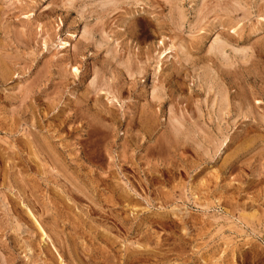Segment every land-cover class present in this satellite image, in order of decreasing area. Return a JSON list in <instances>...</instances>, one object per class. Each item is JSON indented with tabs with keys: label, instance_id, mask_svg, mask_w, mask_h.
<instances>
[{
	"label": "rangeland",
	"instance_id": "1",
	"mask_svg": "<svg viewBox=\"0 0 264 264\" xmlns=\"http://www.w3.org/2000/svg\"><path fill=\"white\" fill-rule=\"evenodd\" d=\"M160 41L174 45L165 58ZM0 46V264H264V0H0Z\"/></svg>",
	"mask_w": 264,
	"mask_h": 264
},
{
	"label": "bare ground",
	"instance_id": "2",
	"mask_svg": "<svg viewBox=\"0 0 264 264\" xmlns=\"http://www.w3.org/2000/svg\"><path fill=\"white\" fill-rule=\"evenodd\" d=\"M211 3H212V2H211ZM205 5H206V4H205ZM220 5H222V4H220ZM126 14H128V13H126ZM126 14H125V15H126ZM27 16H28V15H27ZM155 18H156V17H155ZM3 19H4V18H3ZM157 19H158V17H157ZM158 20H159V19H158ZM158 20H157V21H158ZM129 22H130V21H129ZM38 26H39V25H38ZM161 27H162V26H161ZM157 28H158V27H157ZM158 30H159V29H158ZM163 39H164V38H163ZM158 45H159L160 49H162V50L158 53L159 56H160V55L163 56V54H164V57H162V58L167 57V55H166V54H168L167 52L170 51V50H173V49H174V45H173V44H170V46H167V45L165 44L164 41H160V42L158 43ZM224 46H225V45H224ZM0 47H2V46H0ZM254 47H255V46H254ZM180 48H181V47H180ZM223 48H224V47H223ZM223 48H222V49H223ZM255 48H256V47H255ZM255 48H253L252 51L255 52V51H256V50H254ZM0 49L2 50V48H0ZM222 49H220V50H222ZM257 49H259V48H257ZM258 51H260V50H258ZM256 52H257V51H256ZM165 53H166V54H165ZM257 53H259V52H257ZM251 55L253 56V54H251ZM255 55H256V54H255ZM4 56H5V55H4ZM258 56H259V55H258ZM176 57H177V56H176ZM176 57H175V58H176ZM256 57H257V55H256ZM254 58H255V57H254ZM258 58H260V56H259ZM258 58H257V59H258ZM2 59H3V58H2ZM251 59H252V58H251ZM257 59H256V60H257ZM263 59H264V58H263ZM256 60H252V61H256ZM2 61H3V60H2ZM128 61H129V58H128ZM146 61H148V60H146ZM252 61H251V62H252ZM3 62L5 63V64H4L5 66H8V65H9V64L7 65L5 61H3ZM122 62H124V61H122ZM259 62H261V60H260ZM247 63H248V62H247ZM254 64H255V63H254ZM257 64H258V63H257ZM259 64H260V63H259ZM261 65H262V64H261ZM45 67H46V65H45ZM73 67H74V66H73ZM138 67H139V66H138ZM138 67H137V68H138ZM159 67H160V66H159ZM6 68H10V67H6ZM46 69H47V68H46ZM126 69H128V68H126ZM126 69H125V70H126ZM140 69H141V68H140ZM140 69H139V70H140ZM157 69H159V68H157ZM73 70H74V73H77L79 69H78L77 67H74ZM128 70H129V69H128ZM135 70H136V69H135ZM173 70H174V68H173ZM178 70H179V69H178ZM130 71H131V70H130ZM130 71H128V73H130ZM141 71H142V69H141ZM6 72H10V71H6V70L4 69V71H3V76L1 75L3 78L6 76ZM11 72H12V71H11ZM131 72H132V73H135L134 71H131ZM153 72H154V71H153ZM1 73H2V71L0 72V74H1ZM44 73H45V72H44ZM132 73H131V75H132ZM136 73H137V72H136ZM142 73H143V71L140 72V74H142ZM204 73H206V72H204ZM10 74H12V73H10ZM127 75H129V74H127ZM178 75H179V73H178ZM178 75H177V76H178ZM201 75H202V74H201ZM206 75L208 76V74H206ZM221 75H222V74H221ZM36 76H37V75H36ZM38 76H39V75H38ZM43 76H44V75H43ZM134 76H135V74H134ZM180 76H181V75H180ZM207 76H206V78H207ZM7 77H8V76H7ZM132 77H133V76H132ZM208 77H209V76H208ZM9 78H10V77H9ZM133 78H134V77H133ZM133 78H132V79H133ZM210 78H211V77H210ZM7 79H8V78H7ZM37 79H38V78H37ZM37 79H36V80H37ZM203 79H204V78H203ZM208 79H209V78H208ZM4 80H5V79H4ZM8 80H9V79H8ZM36 80H33V81H36ZM38 80H39V79H38ZM30 81H31V80H30ZM39 81H40V80H39ZM161 81H162V80H161ZM204 81H205V80H204ZM208 81H209V80H208ZM2 82H3V81H2ZM28 82H29V81H28ZM157 82H158V81H157ZM162 82H163V81H162ZM162 82H161V83H162ZM206 83H207V82H206ZM29 84H31V83H29ZM37 84H38V83H37ZM37 84H36V85H37ZM39 84H40V83H39ZM175 84H176V83H175ZM209 84H211V83L209 82ZM170 85H171V84H170ZM170 85H169V87H171ZM219 85L222 86V84H220V83H219ZM223 85H224V84H223ZM225 85H226V84H225ZM155 86H156V85H155ZM162 86H163V85H162ZM167 86H168V85H167ZM180 86H181V85H180ZM207 86H208V84H207ZM212 86H213V83H212ZM216 86H218V84H217ZM216 86H213V87H216ZM23 87H24V86H23ZM210 87H211V85H210ZM210 87H209V88H210ZM225 87H226V86H224V90H223V87H222V88L220 87V89H222V90H220L219 92L217 91L219 97H217L216 95H212V96H214V99H215L214 101H216V99H219V100H218V104H217V102H215V103L217 104V105H216V104H215V105H216V106L219 105V109H221V110H222V108L225 109V106H228L227 104L229 103V102H228V97H229V95H227V94H228V89L226 90ZM227 87H228V86H227ZM21 88H22V87H21ZM21 88H20V89H21ZM24 88H25V87H24ZM26 88H27V87H26ZM29 88H31V87H29ZM171 88H172V87H171ZM228 88H229V87H228ZM218 89H219V88H218ZM29 90H30V89H29ZM121 90H122V89H121ZM170 90H171V89H169V91H170ZM173 90H175V89L173 88ZM210 90H211V89H210ZM210 90H209V91H210ZM216 90H217V89H216ZM31 91H33V90H31ZM4 92H5V91H4ZM158 92H159V91H158ZM172 92H173V91H172ZM178 92H179V91H178ZM206 92H207V91H206ZM211 92H212V91H211ZM213 92H214V91H213ZM72 93H73V92H72ZM88 93H89V92H88ZM174 93H175V92H174ZM174 93H173V94H174ZM176 93H177V92H176ZM179 93H180V92H179ZM179 93H178V94H179ZM190 93H191V92H190ZM214 93L217 94L216 92H214ZM229 93H230V92H229ZM26 94H27V93H26ZM178 94H177V95H178ZM181 94H182V93H181ZM181 94H180V95H181ZM207 94H208V93H207ZM211 94H212V93H211ZM8 95H9V94H8ZM23 95H24V94H23ZM85 95H86V94H85ZM114 95H115V94H114ZM169 95H170V94H169ZM208 95H209V94H208ZM154 96H155V95H154ZM165 96H166V95H165ZM171 96H172V95H171ZM171 96H170V97H171ZM156 97H157V95H156ZM167 97H168V96H167ZM185 97L187 98V96H185ZM185 97H184V98H185ZM215 97H216V98H215ZM12 98H13V97H12ZM28 98H29V97H28ZM80 98H82V97H80ZM114 98H115V97H114ZM114 98H113V99H114ZM161 98H162V97H161ZM177 98H179V97H177ZM186 98H185V99H186ZM206 98H207V97H206ZM208 98H209V97H208ZM211 98H212L211 101H213V97H211ZM21 99H22V101H23V100H25L26 98H25V99L21 98ZM85 99H87L86 96H84V98L81 99L82 101L79 99L80 102H77V100H76V102H77V104H81L80 106H82V103H84V102L86 103V102H87V101H85ZM150 99H153V98L151 97ZM181 99H183V98H181ZM34 100H35V99H34ZM153 100H154V99H153ZM158 100H159V99H158ZM175 100H176V99H175ZM177 100H178V99H177ZM206 100H208V99H205L204 102H205ZM145 101H146V100H145ZM151 101H152V100H151ZM171 101H172V100H171ZM214 101H213V103H214ZM110 102H111V101H110ZM159 102H160V101H159ZM168 102H169V101H168ZM177 102H178V101H177ZM200 102H201V101H200ZM206 102H207V101H206ZM206 102H205V103H206ZM22 103H23V102H22ZM72 103H73V102H72ZM85 103H84V104H85ZM111 103H112V102H111ZM147 103H148V101H147ZM174 103H175V102H174ZM179 103H180V102L176 103L175 106H177ZM190 103H191V102H189V99H188V100L185 101V106H184V107L182 106V107L185 108V109L188 111V110H189ZM201 103H202V102H201ZM208 103H209V102H208ZM208 103H207V104H208ZM86 104H88V103H86ZM96 104H97V103H96ZM156 104H157V103H156ZM170 104H171V103H170ZM172 104H173V103H172ZM183 104H184V103H183ZM193 104H194V103H192V106H190L191 108L193 107ZM209 104H211V103H209ZM54 105H55V104H54ZM132 105H133V104H132ZM151 105H152V104H151ZM180 105H181V104H180ZM85 106H86V105H85ZM94 106H95V105H94ZM96 106H97V108H98V105H96ZM96 106H95V107H96ZM113 106H114V105H113ZM129 106H130V105H129ZM133 106H136V105H133ZM141 106H142V105H141ZM141 106H140V107H141ZM145 106H146V105H145ZM194 106H195V105H194ZM240 106H242V105H239V108H240ZM15 107H16V106H15ZM18 107H19V106H18ZM54 107H55V106H54ZM95 107H94V108H95ZM142 107H143V106H142ZM195 107H196V106H195ZM195 107H193V112H194V109H196ZM208 107H209V105H208ZM76 108H77V107H76ZM128 108H130V107H128ZM132 108H133V107H132ZM149 108H150V106H149ZM152 108H153V107H152ZM152 108H151V109H152ZM157 108H158V106H157ZM175 108H176V107H175ZM179 108H180V107H179ZM227 108L230 109V107H226V109H227ZM242 108H243V107H242ZM74 109H75V108H74ZM82 109H84V108H82ZM91 109H92V108H91ZM98 109H99V108H98ZM98 109H97V110H98ZM105 109L107 110V108H105ZM133 109H135V108H133ZM138 109H139V108H138ZM145 109L147 110L146 107H145ZM151 109H149V110H151ZM173 109H174V108H173ZM244 109H245V107H244ZM95 110H96V109H95ZM149 110H147V112H148ZM174 110H175V109H174ZM181 110H183V109H181ZM181 110H178V112L181 111ZM186 110H184V111H185V113L187 114ZM190 110H191V109H190ZM190 110H189V111H190ZM198 110H200V109H198ZM198 110H197L196 112H198ZM221 110H219V111H221ZM12 111H13V110H12ZM40 111H41V110H40ZM42 111H43V110H42ZM70 111H71V109H70ZM70 111H69V112H70ZM76 111H78V110L76 109ZM80 111H81V110H80ZM86 111L88 112V110H86ZM98 111H99V110H98ZM103 111H104V109H103ZM144 111H145V110H144ZM175 111H176V110H175ZM217 111H218V110H217ZM227 111H228V110H227ZM229 111H230V110H229ZM229 111H228V113H229ZM242 111H243V110H241V112H242ZM27 112H28V110H27ZM43 112H44V111H43ZM45 112H46V111H45ZM93 112H94V111H93ZM93 112H92V113H93ZM99 112H102V109H101V111H99ZM107 112H111V111L109 110V111H107ZM128 112H129V111H128ZM147 112L145 111L143 114L146 115ZM169 112H170V111H169ZM181 112H182V111H181ZM193 112H192V113H193ZM196 112H195V113H196ZM225 112H226V110H225ZM225 112H224V113H225ZM247 112H248V111H247ZM70 113H71V112H70ZM76 113H77V112H76ZM76 113H75V114H76ZM81 113H85V115H86L85 110H84V112H81ZM96 113H97V112H96ZM105 113H106V112H105ZM111 113H112V112H111ZM123 113H125V112H123ZM150 113H151V112H150ZM176 113H177V111H176ZM179 113H180V112H179ZM179 113H178V114H179ZM185 113H184V114H185ZM218 113H219V112H218ZM222 113H223V112H222ZM226 113H227V112H226ZM228 113H227V114H228ZM90 114H91V113H90ZM90 114H89V115H90ZM93 114H94V113H93ZM97 114H98V113H97ZM100 114H101V113H100ZM100 114H99V115H100ZM103 114H104V112H103ZM103 114H102V115H103ZM125 114H126V116L128 115L127 113H125ZM131 114H132V113H131ZM143 114H142V115H143ZM147 114H149V113H147ZM154 114H155V112H154ZM170 114H171V113H170ZM216 114H217V113H216ZM242 114H243V112H242ZM247 114H248V113H247ZM77 115H79V114H77ZM85 115L82 117L83 121H84V122L86 121V125H85L84 127L87 128V130H89V129L92 130L93 128H97V125H98L99 123L97 124V123L95 122L96 119H95V118H92L93 115H92V114H91L92 116H89V115H88L89 117H88L87 115H86V117H85ZM109 115H110V113H109ZM119 115L121 116V114H119ZM129 115H130V113H129ZM129 115H128V116H129ZM138 115H139V114H138ZM157 115H158V114H157ZM192 115H193V114H192ZM243 115H244V114H243ZM65 116H66V115H65ZM69 116H70V115H69ZM72 116H73V115H72ZM79 116H80V115H79ZM95 116H96V115H95ZM95 116H94V117H95ZM97 116H98V115H97ZM103 116H104V115H103ZM110 116H111V115H110ZM120 116H119V117H120ZM149 116H150V115H149ZM152 116H153V114H152ZM170 116H171V115H170ZM175 116H176V115H175ZM196 116H197V115H196ZM198 116H199V115H198ZM218 116H219V115H218ZM218 116H217V117H218ZM73 117H75V116H73ZM99 117H100V116H99ZM99 117H98V118H99ZM107 117H108V115H107ZM112 117H115V116L112 115ZM135 117H136V116H135ZM150 117H151V116H150ZM178 117H179V116H178ZM178 117H177V118H178ZM181 117H183V121H184V116L181 115ZM187 117H190V115L187 116ZM187 117H186V118H187ZM245 117H246V116H245ZM37 118H38V117H37ZM89 118H90V119H89ZM104 118H105V117H104ZM104 118H103V119H104ZM115 118H116V117H115ZM117 118H118V117H117ZM131 118L133 119V117H131ZM144 118H145V117H144ZM147 118H148V116H147ZM147 118H146L145 120H148ZM172 118H175V117H172ZM193 118H194V117H193ZM193 118L191 117V119H193ZM248 118H249V117H248ZM71 119H72V118H71ZM88 119H89V120H88ZM100 119H101V118H100ZM103 119H102V120H103ZM111 119H112V118H111ZM124 119H125V118H124ZM126 119H128V118L126 117ZM126 119H125V120H126ZM142 119H143V117H142ZM189 119H190V118H189ZM195 119H196V118H195ZM12 120H13V119H12ZM63 120H66V119H63ZM68 120H69V118H68ZM74 120H75V119H74ZM74 120H73V121H74ZM76 120H77V118H76ZM102 120H101V121H102ZM115 120H116V119H115ZM149 120H152V119H149ZM149 120H148V121H149ZM155 120H156V119H155ZM168 120H169V119H168ZM185 120H186V119H185ZM210 120H211V119H210ZM35 121H37V120H35ZM61 121H62V120H61ZM77 121H78V120H77ZM97 121H98V119H97ZM103 121L105 122V120H103ZM106 121H107V120H106ZM109 121H110V120H109ZM109 121H107V122H109ZM119 121H120V120H119ZM130 121H131V120H130ZM133 121L136 122L135 119H134ZM170 121H172V119H171ZM180 121H181V120H179L178 123H179ZM15 122H17V121H15ZM39 122H40V121H39ZM64 122H65V121H63V123H64ZM71 122H72V121H71ZM107 122H106V123H107ZM112 122H113V121H111V123H112ZM125 122H126V121H125ZM131 122H132V121H131ZM131 122L129 123V121H128L129 124H131ZM140 122H141V119H140ZM145 122H146V121H145ZM149 122H150V121H149ZM193 122H195V121H193ZM68 123H70V122H68ZM75 123H76V122H75ZM75 123L73 122L72 124H75ZM78 123H79V122H78ZM109 123H110V122H109ZM109 123H108V125H109ZM142 123H144V122H142ZM146 123H147V122H146ZM155 123H156V122H155ZM180 123H181V122H180ZM36 124H37V123H36ZM60 124H61V122H60ZM104 124H105V123H104ZM104 124H103V125H104ZM112 124H113V123H112ZM115 124H116V123H115ZM133 124H134V123H133ZM144 124H145V123H144ZM144 124H143V125H144ZM148 124H149V123H147V125H148ZM172 124H173V123H172ZM182 124H183V122H182ZM182 124H181V125H182ZM256 124H257V123H256ZM65 125H67V123H66ZM79 125H81V124H79ZM99 125H100V124H99ZM134 125H135V124H134ZM136 125H137V123H136ZM136 125H135V126H136ZM138 125H139V124H138ZM177 125H178V124L175 123V126H177ZM195 125H196V124H195ZM203 125H204V124H203ZM254 125H255V124H254ZM254 125H253V126H254ZM69 126H70V124H69ZM81 126H82V125H81ZM101 126H102V124H101ZM141 126H142V125H141ZM150 126H153V127H154L153 122H152V125H150ZM171 126H172V125H171ZM171 126H170V127H171ZM183 126H184V125H183ZM186 126H187V125H186ZM246 126H247V125H246ZM248 126H249V125H248ZM250 126H251V125H250ZM255 126H256V125H255ZM64 127H65V126H64ZM77 127H78V126H77ZM79 127H80V126H79ZM82 127H83V126H82ZM103 127H104V126H103ZM103 127H102V129H103ZM109 127L111 128V126H109ZM115 127H116V126H115ZM131 127H132V126H131ZM136 127H137V126H136ZM173 127H174V125H173ZM173 127H172V128H173ZM180 127L182 128V126H180ZM197 127H198V126H197ZM258 127H259V126H258ZM105 128H106V127H105ZM112 128H113V127H112ZM127 128H128V126H127ZM140 128H141V127H140ZM146 128H147V127H146ZM146 128H145V129H146ZM172 128H171V130H172ZM187 128H188V127H187ZM247 128H248V127H247ZM252 128H253V127H252ZM252 128H251V129H252ZM256 128H257V127H256ZM256 128H255L254 130H257ZM72 129H74V128H72ZM72 129H70L71 132H72V131L74 132V130H72ZM108 129H109V128H108ZM132 129H133V128H132ZM142 129H144V127H143ZM148 129H149V127H148ZM154 129H156V128L154 127ZM178 129H179V128L176 127V128L173 129L174 131L172 130L173 133L175 134V141H176V142H178V140H177L178 138H179V139H180L181 137L184 138V136L187 135V133L189 132V131H186L187 133H186L184 136H180V137H178V136H177V135H178V131L181 130V129H179V130H178ZM10 130H11V129H10ZM12 130H13V129H12ZM12 130H11V131H12ZM70 130H69V131H70ZM80 130H81V129H80ZM105 130H106V129H105ZM127 130H128V129H127ZM183 130H184V129H182V131H183ZM225 130H226V129H225ZM247 130H249V129H247ZM69 131H68V132H69ZM83 131H84V130H83ZM96 131H97V130H96ZM96 131H95V132H96ZM98 131H99L98 133L102 132V131H100L99 128H98ZM132 131H133V130H132ZM143 131H144V130H143ZM165 131H166V130H165ZM243 131H244V130H243ZM52 132H53V131H52ZM78 132H79V131H78ZM85 132H86V130H85ZM109 132H110V131H109ZM128 132L130 133V131H128ZM146 132H147V131H146ZM149 132H151V131L149 130ZM168 132H169V131H168ZM168 132H167V133H168ZM246 132H247V131H246ZM80 133H81V131H80ZM93 133H94V131H93ZM93 133H91V134H93ZM96 133H97V132H96ZM103 133H104V132H103ZM192 133H193V132H192ZM192 133H190V135H191ZM249 133H251V132H249ZM51 134H52V133H51ZM74 134H76V133H74ZM84 134H85V133H84ZM87 134H89V133L87 132ZM111 134H112V133H111ZM111 134H108V135L111 136ZM130 134H132V133H130ZM165 134H166V132H165ZM165 134H164V136H165ZM168 134H169V133H168ZM168 134H167V135H168ZM170 134H172V133H170ZM193 134H195V133H193ZM245 134L247 135V133H245ZM254 134H255V132H254L253 134H251V136L254 135ZM76 135H77V134H76ZM79 135H80V134H78V136H79ZM81 135H82V134H81ZM127 135H128V134H127ZM34 136H35V135H34ZM78 136H76V137H78ZM85 136H86V135H85ZM87 136H88V135H87ZM131 136H132V135H131ZM134 136H135V135H134ZM150 136H151V135H150ZM171 136H173V135H171ZM187 136H189V134H188ZM191 136H192V135H191ZM193 136H194V135H193ZM247 136H248V135H247ZM45 137H46V136H45ZM68 137H69V136H68ZM74 137H75V136H74ZM76 137H75V138H76ZM89 137H90V136H89ZM125 137H126V135H125ZM157 137H158V136H157ZM160 137H161V136H160ZM167 137H168V136H167ZM252 137H253V136H252ZM13 138H14V137H13ZM60 138H61V137H60ZM65 138H66V137H65ZM79 138H80V137H79ZM82 138L84 139L83 136H82ZM87 138H88V137H87ZM110 138H111V137H110ZM126 138H127V137H126ZM170 138H171V137H170ZM234 138H235V137H234ZM249 138H250V136H249ZM253 138H254V137H253ZM257 138H260V137H257ZM28 139H29V138H28ZM28 139H27V140H28ZM49 139H50V138H49ZM54 139H55V138H54ZM72 139H73V138H72ZM80 139H81V138H80ZM85 139H86V138H85ZM85 139H84V140H85ZM172 139H173V138H172ZM181 139H182V138H181ZM185 139H187L186 136H185ZM254 139H256V138H254ZM254 139H253V140H254ZM44 140H45V139H44ZM44 140H43V142H46V140H45V141H44ZM47 140H48V139H47ZM59 140H60V139H59ZM77 140H78V139H77ZM158 140H159V139H158ZM164 140H165V139H164ZM167 140H168V139H167ZM167 140H166L165 142H167V143L170 142V140H169V141H167ZM187 140H188V139H187ZM205 140L207 141L206 138H205ZM235 140H236V139H235ZM257 140H259V139H257ZM48 141H49V140H48ZM48 141L46 142V145L50 146V144H49L50 141H49V142H48ZM81 141H82V140H81ZM81 141H80V144H81ZM98 141H99V140H98ZM128 141H129V140H128ZM136 141H137V140H136ZM173 141H174V139L172 140V142H173ZM175 141H174V143H176ZM212 141H213V140H212ZM242 141H243V140H242ZM260 141H261V140H260ZM17 142H18V141H17ZM31 142H32V141H31ZM36 142H38V141H36ZM43 142H41V144H42ZM76 142H79V141H76ZM165 142H164V143H165ZM245 142H248V141H245ZM255 142H256V140H255ZM53 143H54V142H53ZM55 143H56V142H55ZM55 143H54V144H55ZM57 143H58V142H57ZM83 143H84V142H83ZM85 143H86V142H85ZM104 143H105V141H104ZM113 143H114V142H113ZM132 143H133V142H132ZM136 143H137V142H136ZM180 143H181V142H180ZM183 143H185V142H183ZM214 143H215V142H214ZM216 143H217V142H216ZM230 143H231V142H230ZM242 143H244V142H242ZM248 143H249V142H248ZM253 143H254V142H253ZM256 143H257V142H256ZM256 143H255V144H256ZM258 143H259V142H258ZM263 143H264V141H263ZM29 144H30V143H29ZM29 144H28V145H29ZM31 144L33 145V143H31ZM41 144H40V146L42 147L41 149H43L44 146L41 145ZM59 144H60V143H59ZM61 144H62V143H61ZM78 144H79V143H78ZM155 144H156V142H155ZM168 144H169V143H168ZM207 144L210 145V143H208V142H207ZM212 144H213V143H211V145H212ZM217 144H218V143H217ZM217 144H216V146H217ZM239 144H240V143H239ZM239 144H238V145H239ZM32 145H31V146H32ZM37 145H38V144H37ZM37 145H36V146H37ZM63 145H64V144H63ZM72 145H74V143H73ZM75 145H76V144H75ZM75 145H74V146H75ZM84 145H85V144H84ZM89 145H90V144H89ZM91 145H92V144H91ZM104 145H105V144H104ZM107 145H108V144H107ZM166 145H167V144H166ZM170 145H171V144H170ZM170 145H168V147H169ZM175 145H176V144H175ZM182 145H183V144H182ZM184 145H186V144H184ZM184 145H183V147L186 148V146H184ZM209 145H208V146H209ZM211 145H210V147H211ZM242 145H244V144H242ZM31 146H30V147H31ZM38 146H39V145H38ZM52 146H53V145H52ZM52 146H50V148H52V149L48 150L49 148H47V150H48V152L50 151L49 154H51V155L53 156L54 160H55V159L57 160V158H58L59 156L56 155V154H57V152L55 151L56 147H54V148H55V149H54ZM69 146H71V145H69ZM74 146H73V147H74ZM80 146H82V145H80ZM97 146H98V145H97ZM134 146H136V145L134 144ZM159 146H160V145H159ZM176 146H179V145H176ZM176 146H175V148H176ZM229 146H230V145H229ZM234 146H235V145H234ZM245 146H246V151H247V149H248V145L246 144ZM45 147H46V146H45ZM57 147H58V146H57ZM60 147H61V146H60ZM62 147H64L65 149L67 148V147H65V146H62ZM76 147H77V146H76ZM88 147H89V146H88ZM103 147H104V146H103ZM106 147H107V146H106ZM123 147H124V146H123ZM126 147H127V146H126ZM151 147H152V146H151ZM168 147H166V150H165V151H167V150L169 149ZM240 147H241V144H240ZM243 147H244V146H243ZM243 147H242V148H243ZM249 147H250V146H249ZM83 148H84V147H83ZM92 148H93V147H92ZM107 148H108V147H107ZM155 148H156V147H155ZM164 148H165V147L163 146V144H161V147H157V150L155 149L156 151L153 152V153H156L155 157H154V155H151V154H150V155L152 156V158L156 159V161H157V159H161V158L164 156V153H163V152H164ZM167 148H168V149H167ZM175 148H174V149H175ZM181 148H182V146H181ZM184 148H183L182 150H184ZM211 148H212V147H211ZM213 148H214V147H213ZM235 148H236V147H235ZM242 148H240V149H242ZM250 148H251V147H250ZM250 148H249V149H250ZM261 148H262V147H261ZM39 149H40V148H39ZM65 149H64V150H65ZM67 149H68V148H67ZM71 149H72V147H71ZM81 149H82V147H81ZM84 149H85V148H84ZM84 149H83V150H84ZM95 149H96V148H95ZM103 149H104V148H103ZM109 149H111V148L109 147ZM109 149H108V150H109ZM138 149H139V148H138ZM146 149L148 150V148H146ZM178 149H180V148H178ZM186 149H187V148H186ZM214 149H215V148H214ZM256 149H257V148H256ZM45 150H46V149H44L43 151H45ZM85 150H86V149H85ZM108 150H107V151H108ZM122 150H123V149H122ZM153 150H154V149H153ZM169 150H170V149H169ZM180 150H181V149H180ZM242 150H243V149H242ZM250 150L252 151V149H250ZM250 150H248V152H250ZM38 151L40 152V150H38ZM43 151L41 150V152H43ZM73 151H75V150L73 149ZM77 151H78V150H77ZM86 151H87V150H86ZM172 151H173V148H172ZM235 151H237V150H235ZM243 151H244V150H243ZM243 151H242V152H243ZM64 152H65V151H64ZM68 152L70 153V150H68ZM68 152H67L66 154H68ZM71 152H72V151H71ZM88 152H89V151H88ZM98 152H99V151H98ZM102 152H105V151H102ZM109 152H110V151H109ZM150 152H152V151H150ZM167 152H168V151H167ZM174 152H175V150H174ZM226 152H227V151H226ZM237 152H238V151H237ZM18 153H19V152H18ZM44 153H45V152H44ZM59 153H60V152H59ZM92 153H93V152H91V155L88 156L84 151H81L80 154H79V156L81 155L82 158H84L85 155H87L88 157H90V156L92 157V156H93V158H95L96 162H98V161H97L98 159L100 160V159L102 158V157H100V158H97V159H96V156L94 157V155H92ZM106 153H107V152H106ZM153 153H152V154H153ZM165 153H166V152H165ZM169 153H172V152L169 151ZM177 153H178V151H177ZM253 153H254V152H253ZM16 154H17V153H16ZM47 154H48V153H47ZM60 154H62V153H60ZM66 154H65V155H66ZM96 154H97V152H96ZM103 154H105V153H103ZM108 154H109V153H108ZM111 154H112V153H111ZM144 154H146L145 157L148 156V155H147L148 152L146 153V151H145ZM172 154H173V153H172ZM178 154H179V153H178ZM204 154H205V153H204ZM230 154H231V153H230ZM235 154H236V153H235ZM260 154H261V153H260ZM263 154H264V153H263ZM10 155H12V154H10ZM13 155L16 156V155H15V152L13 153ZM17 155H18V154H17ZM44 155H45V154H44ZM72 155H74V154H72ZM72 155H71V156H72ZM77 155H78V154H77ZM77 155H76V156H77ZM100 155H101V154H100ZM131 155H133V154L131 153ZM150 155H149V157H150ZM161 155H162V156H161ZM166 155H167V154H166ZM174 155H175V154H174ZM174 155H173V157H174ZM180 155H181V154H180ZM244 155H245V154H244ZM46 156H47V155H46ZM71 156H70V157H71ZM102 156H104V155H102ZM108 156H109V155H108ZM110 156H111V155H110ZM171 156H172V155H171ZM177 156H179V155H177ZM248 156H249V155H248ZM49 157H50V155H49ZM61 157L63 158V156H61ZM61 157H60V158H61ZM70 157H68V159H69ZM88 157H87V159H88ZM104 157L107 158V156H104ZM104 157H103V158H104ZM149 157H148V158H149ZM164 157H165V156H164ZM164 157H163V158H164ZM175 157H176V156H175ZM175 157H174V158H175ZM232 157H233V156H232ZM60 158H59V159H60ZM62 158H61V159H62ZM66 158H67V157H66ZM75 158H76V157L74 156L73 159H75ZM103 158H102V159H103ZM109 158H110V157H109ZM168 158H169V157L167 156V159H168ZM179 158H180V156H179ZM202 158H203V157H201V159H202ZM242 158H243V157H242ZM249 158H251V157H247L246 161H247ZM261 158H262V156H261ZM261 158H260V159H261ZM12 159H13V158H12ZM19 159H20V157H19ZM21 159H22V158H21ZM24 159H25V158H24ZM45 159H46V157H45ZM47 159H48V158H47ZM71 159H72V158H70L69 162L71 161ZM87 159H86V160H87ZM89 159H90V158H89ZM91 159H92V158H91ZM110 159H111V158H110ZM112 159H113V158H112ZM112 159H111V160H112ZM118 159H119V158H118ZM143 159H144V158H143ZM171 159H172V157H171ZM203 159H204V158H203ZM235 159H236V158H235ZM258 159H259V158H258ZM260 159H259V161L263 160V158H262L261 160H260ZM56 160H55V161H56ZM93 160H94V159H93ZM95 160H94V161H95ZM111 160H110V161H111ZM144 160H146V159H144ZM148 160H149V159H147L146 162H147ZM223 160H225V159H223ZM223 160H222V161H223ZM238 160H239V159H238ZM254 160H255V159H254ZM50 161L53 162V159H51V157H50ZM63 161H64V160H63ZM77 161H78V160H77ZM80 161H81V159H80ZM110 161H109V163H111V162L113 163V161H111V162H110ZM152 161H153V160H152ZM161 161H162V160H161ZM240 161H241V160H240ZM248 161L251 162L252 160L250 159V160H248ZM72 162H74V161H72ZM86 162H87V161H86ZM91 162H92V161H91ZM91 162H90V163H91ZM104 162H107V160H106V161L102 160V162H100V163H103V164H104ZM119 162H120V161H119ZM138 162H139V161H138ZM148 162H151V161L149 160ZM148 162H147V163H148ZM158 162H159V160H158ZM164 162H165V161H164ZM226 162H227V161H226ZM228 162H229V161H228ZM244 162H245V161H244ZM23 163H24V162H23ZM48 163H49V162H48ZM60 163H61V160H60ZM60 163H59V164H60ZM70 163H71V162H70ZM74 163H76V161H75ZM100 163H98V164L100 165ZM112 163H111V165H112ZM223 163H224V162H223ZM235 163H236V162H235ZM238 163H239V162H238ZM241 163H242V162H240V164H241ZM251 163H252V162H251ZM251 163L249 164V163L247 162L248 165H251ZM61 164H62L63 166H66V165H64V163H61ZM66 164H67V166H69L68 163H66ZM79 164H80V163H79ZM92 164H94V163H92ZM116 164H117V163H116ZM139 164H140V163H139ZM143 164H144V162H143ZM224 164L226 165V163H224ZM25 165H26V163H25ZM28 165H29V164H28ZM46 165H47V164H46ZM46 165H45V167H46ZM49 165H50V163H49ZM54 165H55V164H54ZM56 165H57V163H56ZM72 165H73V164H72ZM75 165H76V167H77L78 163L75 164ZM80 165H81V164H80ZM82 165H83V163H82ZM82 165H81V166H82ZM84 165H85V164H84ZM84 165L82 166V168L84 167ZM90 165H91V164H90ZM94 165H95V164H94ZM99 165L97 166L98 168H99ZM107 165H108V164H107ZM118 165H119V164H118ZM145 165H146V164H145ZM151 165H152V164H151ZM158 165H159V164H157V166H155V165H154V166H155V167H158ZM160 165L163 166L162 163H161ZM243 165H244V164H243ZM263 165H264V164H263ZM29 166H30V165H29ZM50 166H51V165H50ZM63 166H62V167H63ZM67 166H66V167H67ZM81 166H80V167H81ZM85 166H86V165H85ZM116 166H117V165H116ZM131 166H132V165H131ZM143 166H144V165H143ZM146 166H147V165H146ZM146 166H145V167H146ZM152 166H153V165H152ZM154 166H153V168H154ZM161 166H160V167H161ZM164 166H167V164H165ZM177 166H178V165H177ZM27 167H28V166H27ZM31 167H32V166H31ZM57 167H58V166H57ZM72 167H74V166H72ZM78 167H79V166H78ZM86 167H88V166H86ZM89 167H90V166H89ZM108 167H109V165H108ZM108 167H107V168H108ZM110 167H111V166H110ZM140 167H141V166H140ZM218 167H219V166H218ZM51 168H52V167H51ZM60 168H61V167H60ZM67 168H68V167H67ZM67 168H65V169H67ZM74 168H75V167H74ZM118 168H119V167H118ZM163 168H166V167H163ZM167 168H168V167H167ZM167 168H166V169H167ZM257 168H258V166H257ZM55 169H57V168L55 167ZM63 169H64V168H63ZM87 169H88V168H87ZM87 169H86V170H87ZM91 169H92V168H91ZM103 169H105V168H103ZM143 169H144V168H143ZM230 169H231V168H230ZM40 170H41V169H40ZM61 170H62V169H60V171H61ZM68 170H69V169H68ZM73 170H74V169H73ZM78 170H79V169H78ZM93 170H94V168H93ZM93 170H92V171H93ZM96 170H97V169H96ZM112 170H113V169H112ZM146 170H147V169H146ZM150 170H151V169H150ZM152 170H153V169H152ZM152 170H151V173H153V172L155 171V170H154V171L152 172ZM161 170H162V169H161ZM202 170H203V169H202ZM224 170H226V169H224ZM252 170H253V169H252ZM55 171H56V170H55ZM57 171H58V173H59V170H57ZM76 171H77V170H76ZM98 171H100V170H98ZM98 171H97V172H98ZM101 171H102V169H101ZM104 171H105V170H104ZM109 171H110V170H109ZM113 171H115V170H113ZM113 171H112V173H114V176H116L115 174H116L117 172H116V171L113 172ZM142 171H143V170H142ZM156 171H158V170H156ZM159 171H160V170H159ZM167 171H168V170H167ZM261 171H262V170H261ZM37 172H38V171H37ZM44 172H45V170H44ZM62 172H63V170H62ZM68 172H69V171H68ZM77 172H78V171H77ZM81 172H82V171H81ZM81 172H80V173H81ZM90 172H91V171H90ZM90 172H89V173H90ZM97 172L95 171V173H97ZM105 172H106V171H105ZM105 172H102V174L105 173ZM107 172H108V170H107ZM118 172H119V171H118ZM148 172H149V171H148ZM177 172H178V171H177ZM197 172H198V171H197ZM200 172H201V171H200ZM252 172H253V171H252ZM255 172H256V171H255ZM85 173L88 174V172H85ZM85 173H84V174H85ZM91 173H94V172H91ZM95 173H94V175H95ZM143 173H144V172H143ZM160 173H161V172H160ZM163 173H164V172H163ZM167 173H168V172H167ZM204 173H205V172H204ZM256 173H257V172H256ZM41 174H42V173H41ZM44 174H45V173H44ZM62 174H63V173H62ZM65 174H66V173H65ZM77 174H78V173H77ZM98 174H100V173H98ZM109 174L111 175V172H110ZM117 174H119V173H117ZM146 174H147V173H146ZM161 174H162V173H161ZM165 174H166V173H165ZM63 175H64V174H63ZM67 175H68V174H67ZM73 175H74V176H73ZM73 175H71V176H73V181H74V178H76V177H75V174H74V173H73ZM81 175H83V174H80V176H81ZM110 175L107 174L108 179H109ZM123 175H124V174H123ZM149 175H150V174H149ZM153 175H155V174H153ZM167 175H168V174H167ZM178 175H179V174H178ZM198 175H199V174H198ZM213 175H214V174H213ZM257 175H258V174H257ZM259 175H260V174H259ZM76 176H77V175H76ZM85 176H86V174H85ZM87 176H88V175H87ZM104 176H105V178H106V174H105ZM104 176H103V177H104ZM114 176H113V177H114ZM158 176H159V175H158ZM163 176H164V175H163ZM240 176H241V175H240ZM93 177H94V176H93ZM97 177H98V175H97ZM97 177H96V176L94 177V178H96L95 180L98 179ZM101 177H102V176H101ZM101 177H99V178H101ZM103 177H102V178H103ZM111 177H112V176H111ZM113 177H112V179H113ZM124 177H125V176H124ZM127 177H128V176H127ZM147 177H149V176H147ZM147 177H146V178H147ZM152 177H153V176H152ZM190 177H191V176H190ZM212 177H214V176H212ZM263 177H264V176H263ZM62 178H63V177H62ZM64 178H66V175H65ZM67 178H68V177H67ZM69 178L71 179V177H69ZM94 178H92L90 182H95V183H96L97 181L100 182V181L102 180V178H101V180L98 179L97 181H92ZM105 178H103V179H105ZM114 178H115V177H114ZM150 178H151V177H150ZM204 178H205V177H204ZM241 178H242V177H241ZM246 178H247V177H246ZM252 178H253V176H252ZM36 179H37V178H36ZM167 179H168V178H167ZM214 179H215V178H214ZM243 179H244V178H243ZM254 179H255V178H254ZM262 179H264V178H262ZM78 180H79V177H78ZM86 180H87V178H86ZM86 180H85V181H86ZM109 180H111V179H109ZM113 180H114V179H113ZM116 180H117V178H116ZM126 180H127V179H126ZM128 180H129V179H128ZM258 180L260 181L261 179H258ZM258 180L255 179L254 181H257V182L259 183ZM22 181H23V180H22ZM79 181H81V177H80V180H79ZM82 181H83V180H82ZM107 181H108V180H107ZM247 181H248V180H247ZM247 181H246V182H247ZM70 182H71V180H70ZM101 182H102V181H101ZM103 182H104V181H103ZM116 182H117V181H116ZM257 182H256V183H257ZM260 182H261V181H260ZM80 183H82V182H80ZM84 183H86V182H84ZM88 183H89V182H88ZM95 183H94V184H95ZM206 183H207V182H206ZM254 183H255V182H254ZM256 183H255V184H256ZM258 183H257V184H258ZM91 184H92V183H91ZM98 184H99V183H98ZM98 184H95V185L97 186ZM109 184H110V182H109ZM112 184H113V183H112ZM112 184H110V186H111ZM197 184H198V183H197ZM220 184H221V183H220ZM81 185H83V184H81ZM86 185H87V184H86ZM103 185L107 186V184H105V183H103V184L101 185L102 187H105V186H103ZM205 185L207 186V184H205ZM248 185H249V183H248ZM250 185H251V184H250ZM35 186H36V185H35ZM84 186H85V184H84ZM112 186H114V185H112ZM112 186H111V187H112ZM131 186H132V185H131ZM190 186H191V185H190ZM245 186H246V185H245ZM253 186H254V185H253ZM87 187H88V186H87ZM89 187H91V186H89ZM107 187H108V186H107ZM115 187H116V186H115ZM118 187H119V186H118ZM120 187H121V186H120ZM120 187H119V188H120ZM124 187H125V186H124ZM201 187H204V186H201ZM27 188H28V187H27ZM85 188H86V187H85ZM85 188H84V189H85ZM95 188H96V187H95ZM112 188H113V187H112ZM131 188H133V187H131ZM198 188H199V187H198ZM246 188H247V187H246ZM246 188H245V189H246ZM68 189H69V188H68ZM86 189H88V188H86ZM92 189H93V188H92ZM196 189H197V188H196ZM237 189H238V188H237ZM52 190H53V189H52ZM102 190H103V189H102ZM102 190H101V191H102ZM111 190H112V189H111ZM111 190H109V191L111 192ZM115 190H116V189H115ZM204 190H205V189H204ZM207 190H208V188H207ZM257 190H258V189H257ZM49 191H50V190H49ZM75 191H76V190H75ZM79 191H81V189H80ZM96 191H97V189H96ZM96 191H95V193H96ZM116 191H117V190H116ZM126 191H127V190H126ZM132 191H133V190H132ZM241 191H243V190H241ZM254 191H255V190H254ZM81 192L83 193V191H81ZM92 192H93V190H92ZM114 192H115V191H114ZM122 192H123V191H122ZM124 192H125V191H124ZM129 192H130V191H129ZM200 192H201V191H200ZM203 192H204V191H203ZM53 193H54V192H53ZM71 193H72V192H71ZM77 193H78V192H77ZM82 193H80V194H82ZM89 193H90V192H89ZM98 193H100V191L97 192L96 194H98ZM108 193H109V192H108ZM118 193H120V191H119ZM118 193H117V194H118ZM126 193H128V192H126ZM134 193H135V192H134ZM90 194H91V193H90ZM92 194H94V193H92ZM114 194H115V193H114ZM130 194H131V193H129L128 195H130ZM190 194H191V193H190ZM201 194H202V193H201ZM229 194H230V193H229ZM73 195H74V194H73ZM82 195H83V194H82ZM125 195H126V194H125ZM128 195H127V196H128ZM197 195H198V194H197ZM48 196H49V195H48ZM84 196H86V195H84ZM92 196H93V195H92ZM99 196H100V195H99ZM121 196H122V195H121ZM127 196H126V198H127ZM259 196H260V195H259ZM259 196H258V197H259ZM77 197H79V196H77ZM87 197H88V196H87ZM95 197L97 198V196H95ZM100 197L102 198V196H100ZM115 197H117V196H115ZM115 197H114V198H115ZM128 197H129V196H128ZM130 197H131V196H130ZM222 197H223V196H222ZM253 197H254V196H253ZM96 198H95V199H96ZM111 198H112V197H111ZM118 198H120V196H119ZM124 198H125V197H124V193H123V197L121 198V200H122V199L124 200ZM126 198H125V199H126ZM166 198H167V197H166ZM255 198H256V197H255ZM77 199H78V198H77ZM80 199H81V198H80ZM90 199H93V198L90 197ZM97 199H98V198H97ZM104 199H106V198H104ZM163 199H164V198H163ZM50 200L52 201L53 199H50ZM62 200H63V199H62ZM78 200H79V199H78ZM101 200H103V198H102ZM113 200H114V199H113ZM115 200H116V199H115ZM249 200H250V199H249ZM92 201H93V200H92ZM96 201H98V200H96ZM104 201H106V200H104ZM108 201H110V200H108ZM126 201H127V200H126ZM223 201H224V200H223ZM93 202H94V201H93ZM93 202H92V203H93ZM113 202H114V201H112L111 203H113ZM131 202H132V201H131ZM250 202H251V201H250ZM252 202H253V201H252ZM252 202H251V203H252ZM101 203H104V202L102 201ZM101 203H100V205H101ZM106 203H107L108 205L110 204V203L107 202V201H106ZM129 203H130V202H129ZM241 203H242V202H241ZM244 203H245V202H244ZM107 204H106V206H107ZM117 204H118V203H117ZM117 204H116V205H117ZM57 205H58V204H57ZM102 205H104V204H102ZM112 205H113V204H112ZM114 206H115V204H114ZM124 206H125V205H124ZM11 207H12V206H11ZM89 208H90V207H89ZM96 209H97V208H96ZM99 209H100V208H99ZM101 209H102V208H101ZM89 210H90L91 213H92V210H91V209H89ZM93 210H94V208H93ZM102 210H103V209H102ZM102 210H101V212H102ZM46 211H47V210H46ZM96 211H97V210H96ZM99 211H100V210H98V212H99ZM15 212H16V211H15ZM56 212H57V211H56ZM101 212H100V215H101ZM103 212H104V211H103ZM105 212H106V211H105ZM48 213H49V212H48ZM93 213H94V211H93ZM95 213H96V212H95ZM226 213H227V212H226ZM42 214H43V213H42ZM46 214H47V213H46ZM56 214H57V213H56ZM56 214H55V216H56ZM98 214H99V213H98ZM15 215H18V214H15ZM91 215H92V214H91ZM110 215H111V214H110ZM245 216H246V215H245ZM17 217H18V216H17ZM100 217H101V216H100ZM103 217H104V216H103ZM249 217H250V216H249ZM249 217H248V218H249ZM255 217H256V216H255ZM104 218L107 219V217H104ZM248 218H244V219L247 220ZM13 219L15 220V218H13ZM52 219H54V218H52ZM64 219H65V218H64ZM249 219H250V218H249ZM54 220H55V219H54ZM181 221H182V220H181ZM252 221H253V220H252ZM254 221H255V220H254ZM19 222H20V221H19ZM50 222H52V221H50ZM62 222H63V221H62ZM250 222H251V221H250ZM257 222H258V220H257ZM43 223H44V222H43ZM16 224H17V223H16ZM249 224H250V223H249ZM17 225H18V224H17ZM45 225H46V224H45ZM53 225H54V224H53ZM18 227H19V225H18ZM18 227H16V228H18ZM51 229L54 230L55 227H54V229H53V227H51ZM57 230H58V229H57ZM61 231H63V230H61ZM54 232H57V231H54ZM54 232H53V233H54ZM59 234H61V233H59ZM70 234H71V233H70ZM73 234H74V233H73ZM54 235H55V234H54ZM62 235H63V234H62ZM64 235H65V234H64ZM66 235H67V234H66ZM102 235H104V234H102ZM58 236H59V235H58ZM58 236H55V237H58ZM60 236H61V235H60ZM72 236H73V235H72ZM65 237H67V236H65ZM61 239H62V238H61ZM63 241H64V240H63ZM61 242H62V240H61ZM69 243H70V242H69ZM73 243H74V241H73ZM68 245H70V244H68ZM71 245H72V243H71ZM112 246H113V245H112ZM71 247H72V246H71ZM71 247H70V248H71ZM80 254H81V253H80ZM83 254H84V253H83ZM85 258H86V257H85ZM112 258H113V257H112ZM77 260H78V259H77ZM106 260H107V259H106ZM10 261H11V260H10ZM79 261H80V260H79ZM79 261H78V262H79ZM128 262H129V261H128ZM82 264H83V262H82Z\"/></svg>",
	"mask_w": 264,
	"mask_h": 264
}]
</instances>
